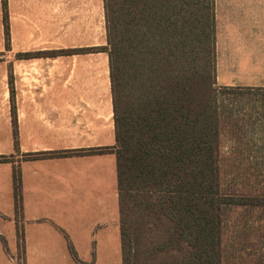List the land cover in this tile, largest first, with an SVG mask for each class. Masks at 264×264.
I'll return each instance as SVG.
<instances>
[{
  "label": "crops",
  "instance_id": "1",
  "mask_svg": "<svg viewBox=\"0 0 264 264\" xmlns=\"http://www.w3.org/2000/svg\"><path fill=\"white\" fill-rule=\"evenodd\" d=\"M215 16L218 84L264 87V0H215ZM107 45L104 0H33V57L19 58L33 77L0 86V155L22 158L23 200L19 224L0 162V264H123L116 154L88 151L117 143ZM77 48L95 49L35 54ZM54 151L67 153L23 158Z\"/></svg>",
  "mask_w": 264,
  "mask_h": 264
},
{
  "label": "trees",
  "instance_id": "2",
  "mask_svg": "<svg viewBox=\"0 0 264 264\" xmlns=\"http://www.w3.org/2000/svg\"><path fill=\"white\" fill-rule=\"evenodd\" d=\"M104 3L108 45L101 49L109 54L117 143L88 151L116 154L123 264L139 261L142 253L149 262L168 257L171 264H222L226 212L264 208V193L226 191L221 179L222 96L255 87L217 86L215 0ZM2 9L9 49L8 0H2ZM13 126L19 150L15 118ZM66 153L31 152L24 159ZM10 161L0 155V162ZM13 184L19 221V164H14ZM153 230H161L163 237L143 251L146 232ZM18 237L24 240L20 228Z\"/></svg>",
  "mask_w": 264,
  "mask_h": 264
},
{
  "label": "rangeland",
  "instance_id": "3",
  "mask_svg": "<svg viewBox=\"0 0 264 264\" xmlns=\"http://www.w3.org/2000/svg\"><path fill=\"white\" fill-rule=\"evenodd\" d=\"M8 4L11 28L9 49L2 35L3 9L0 0V60H5L6 69L0 86L10 87V81L14 87L29 85L33 77L30 69L33 62L20 61L18 54H33V0H8ZM14 65H17L16 73ZM261 70L263 74L264 69ZM217 86L222 85L217 82ZM222 101L221 179L224 188L230 192L263 194L264 87L237 88L233 93L222 96ZM10 157L15 165H20L22 158L16 155ZM18 222L20 224V220ZM145 236L146 240L141 244L143 251L152 247L153 241H159L163 234L161 230L158 233L153 230L146 232ZM222 248V264H264V208L229 209L225 214ZM16 256L23 260V253ZM146 258L147 255L142 253L139 261L133 264H159L167 261L168 257L162 262L157 259L149 262ZM171 263L173 261L168 262Z\"/></svg>",
  "mask_w": 264,
  "mask_h": 264
}]
</instances>
